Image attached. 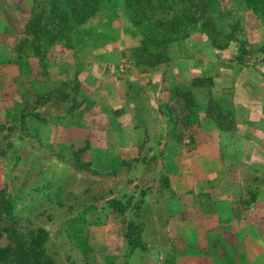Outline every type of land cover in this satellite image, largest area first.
<instances>
[{
  "label": "rangeland",
  "instance_id": "1",
  "mask_svg": "<svg viewBox=\"0 0 264 264\" xmlns=\"http://www.w3.org/2000/svg\"><path fill=\"white\" fill-rule=\"evenodd\" d=\"M125 3L68 40L50 0L0 4V246L264 264V0H213L221 48L185 27L155 64L138 47L152 19Z\"/></svg>",
  "mask_w": 264,
  "mask_h": 264
},
{
  "label": "trees",
  "instance_id": "2",
  "mask_svg": "<svg viewBox=\"0 0 264 264\" xmlns=\"http://www.w3.org/2000/svg\"><path fill=\"white\" fill-rule=\"evenodd\" d=\"M212 1L125 0L127 9H138L136 13L140 14L141 17L152 19L151 26L148 25V31L142 35L143 43L138 46L141 49L140 55L146 56L149 63L152 64L165 60L167 58L165 45L180 38L179 36H185L186 34H179V31L185 27L201 26L200 31L204 29L211 42L217 45L215 16L209 10V4ZM100 4L101 0H50V6L53 10L49 21H56L57 32L64 34L65 39L68 40L77 27H80L96 14ZM50 23L47 21V24ZM42 30L47 31L45 26ZM147 37L151 42H145ZM153 39L155 40L153 41ZM31 246L32 243L25 249L21 242L14 247L0 246V262L27 264L29 260H32L34 261L33 264H44L39 254ZM24 258H27L26 262Z\"/></svg>",
  "mask_w": 264,
  "mask_h": 264
},
{
  "label": "crops",
  "instance_id": "3",
  "mask_svg": "<svg viewBox=\"0 0 264 264\" xmlns=\"http://www.w3.org/2000/svg\"><path fill=\"white\" fill-rule=\"evenodd\" d=\"M0 4L2 6H4V7L7 5V7L9 6L10 9H16L15 6H14L15 5V0H9V1L8 0H4V2L0 1ZM0 9H1V6H0ZM5 9H6V7H5Z\"/></svg>",
  "mask_w": 264,
  "mask_h": 264
}]
</instances>
